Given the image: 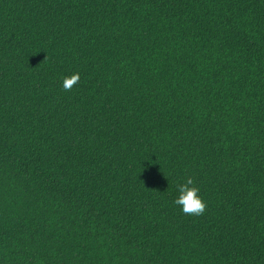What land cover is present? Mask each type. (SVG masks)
<instances>
[{"label":"trees","instance_id":"1","mask_svg":"<svg viewBox=\"0 0 264 264\" xmlns=\"http://www.w3.org/2000/svg\"><path fill=\"white\" fill-rule=\"evenodd\" d=\"M0 264H264V0H0Z\"/></svg>","mask_w":264,"mask_h":264},{"label":"clouds","instance_id":"2","mask_svg":"<svg viewBox=\"0 0 264 264\" xmlns=\"http://www.w3.org/2000/svg\"><path fill=\"white\" fill-rule=\"evenodd\" d=\"M79 82V73H72L62 79V88L64 91L71 89ZM178 196L173 203L180 206L184 214L190 216H199L206 209V203L199 195V188L195 186L191 177L185 182L177 185Z\"/></svg>","mask_w":264,"mask_h":264}]
</instances>
